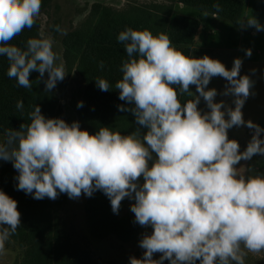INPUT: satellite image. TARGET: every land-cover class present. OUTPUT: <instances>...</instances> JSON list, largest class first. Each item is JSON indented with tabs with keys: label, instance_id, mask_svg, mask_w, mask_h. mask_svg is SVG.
<instances>
[{
	"label": "clouds",
	"instance_id": "obj_1",
	"mask_svg": "<svg viewBox=\"0 0 264 264\" xmlns=\"http://www.w3.org/2000/svg\"><path fill=\"white\" fill-rule=\"evenodd\" d=\"M40 5L41 0H0V56L9 63L7 76L25 88L31 86L30 72L39 73L38 78L47 72V91L66 74L52 38L40 32L24 47L9 43L32 27ZM213 7L219 10L218 4ZM240 24L264 31L254 16ZM116 39L123 43L127 59L121 62L122 77L114 88L119 99L132 105L125 110L146 132L141 135L137 128L122 134L101 126L90 134L77 121L46 118L36 104L28 113L29 123L5 129L0 138V159L11 161L17 170L16 188L36 199H55L59 193L91 196L100 190L114 213L123 198L133 200L135 222L152 231L138 242L142 258L129 257V264H162L165 259L169 264H245L248 252L264 250V174L246 177L236 165L254 154L264 155V128L242 117L253 81L239 75L241 59L234 58L226 68L206 54H185L167 34L147 28L126 27ZM245 55L250 56L251 49ZM216 75L226 79L222 95L231 94L234 107L215 102L217 90L206 88ZM95 83L109 90L106 79ZM178 93L191 99L182 103ZM201 97L208 111L197 107ZM16 108H23L21 100ZM242 124L254 131L239 151L227 130ZM18 225L17 201L0 190V256ZM156 252L161 255L153 259Z\"/></svg>",
	"mask_w": 264,
	"mask_h": 264
},
{
	"label": "rangeland",
	"instance_id": "obj_2",
	"mask_svg": "<svg viewBox=\"0 0 264 264\" xmlns=\"http://www.w3.org/2000/svg\"><path fill=\"white\" fill-rule=\"evenodd\" d=\"M247 1V12L249 11L250 16H254L264 25V0ZM167 6L170 5L166 0H41L40 13L32 25L33 37L43 32L52 38L53 51L58 53L63 61L66 74L62 80L56 82L51 90L45 91L44 79L47 78V72L43 78H38L39 73H36L38 93L52 100L66 122L77 121L82 129L80 107L77 103L81 101L86 88L96 87L95 80L104 78L109 82V91H111L115 89V82L121 78V76L114 75L110 65L103 63V67L99 66L98 53L91 42L97 28L112 19L121 24L129 21L149 22L151 20L149 30L153 34L161 32L159 27L162 26L163 32L165 31L168 35L173 20L181 15H176L173 7L171 15L167 17ZM188 8L187 10L191 11H186L185 15L189 17H196L193 11L200 13L196 9ZM106 13L109 14V18H105ZM214 25L213 34L210 33V36L204 39L206 45L213 46L216 50L197 47L200 44L197 39L196 43L194 40L190 47L194 51L193 56L202 57L206 54L220 60L226 68L232 67L234 58L241 59L239 75L246 74L253 81L250 94L241 109L242 117L245 121L251 120L259 125L264 117V33L259 37L249 39L250 42L245 40L241 55L240 53L236 55L235 52L224 49L225 47L232 48L234 45L236 28L223 19H219ZM56 26H59L61 31H57ZM248 28L255 29L253 26H248ZM197 37L198 34L195 39ZM198 38L203 39L201 35ZM212 41H215V44ZM69 44L72 45L71 49ZM246 49H251L253 54L245 55ZM226 84L225 78L216 75L210 79L206 88L214 87L217 90V95L214 97L215 102L223 100L229 107H234L233 96L231 94L222 95ZM189 88L194 95H198L195 85H190ZM197 107L202 112L208 111L202 97ZM133 124L131 132L137 128L140 129L141 135L146 132V129L136 120ZM253 131L242 124L229 128L227 134L229 139L237 140L238 150L243 151ZM236 167L244 171L246 177L249 174H264V155L254 154L248 160L241 159ZM2 170L0 167V172ZM139 179L142 182V177ZM59 194L64 197V200L60 205L51 200L52 204L50 207H45V213L53 214L57 219L59 229L61 228L63 234L75 248L77 247L82 261L91 264H129V257L142 258L144 249L139 246L138 242L142 234L150 233L152 229L151 226H141L135 222L134 213L130 210V205L134 203L133 200L127 197L122 199L119 217L132 218L138 231L131 240L123 241L113 234L101 237L93 228L85 209L90 196H85L83 192L75 198H69L66 193ZM26 250L27 247L11 235L5 242V253L0 256V264H27ZM160 255L161 253L156 252L152 258L158 259ZM162 264H169V261L165 259ZM245 264H264V250L248 252L245 256Z\"/></svg>",
	"mask_w": 264,
	"mask_h": 264
},
{
	"label": "trees",
	"instance_id": "obj_3",
	"mask_svg": "<svg viewBox=\"0 0 264 264\" xmlns=\"http://www.w3.org/2000/svg\"><path fill=\"white\" fill-rule=\"evenodd\" d=\"M167 17L172 13L176 3L198 9L209 15H216L231 23L234 27L241 29L246 0H166ZM218 4L219 10L213 5ZM105 14V18H109ZM168 19V18H167ZM166 21L168 22V20ZM103 22V21H102ZM101 22V23H102ZM150 22L129 21L119 23L112 19L106 21L105 25L97 28L91 42L95 45L98 59L106 65H110L114 75L121 76L120 65L122 60L127 59L122 42L117 41L118 33L126 27L133 29H149ZM198 19L178 16L173 20L172 28L168 32L170 41L176 48L185 54L193 55L191 46L201 28ZM33 27L24 28L18 35L14 36L9 43L24 47L28 38L33 37ZM159 31L163 32L162 26ZM165 33V31H164ZM70 49L72 45L69 44ZM9 63L4 56H0V136L7 128L18 129L20 124L29 123L28 113L38 104L41 113L46 118H62L55 104L38 93L36 71L29 74L31 86L25 88L17 84L15 78L7 76ZM119 90L102 91L99 87L86 88L81 99L80 115L83 128L90 134L94 133L101 126H108L122 134H128L133 129L135 121L134 114L130 110L132 105L119 99ZM178 98L183 103L188 97L187 93H178ZM21 100L23 108L17 109L16 102ZM118 105L125 106L124 109ZM63 119V118H62ZM0 190H3L10 197L17 201V209L20 212V225L12 236L22 245L27 247L25 261L27 264H91L81 260L80 253L69 239L59 229L58 221L53 214L45 213V207H50L52 202L60 205L64 200L62 195L55 199L44 197L33 198L23 190L16 188L17 170L13 168L11 161L0 159ZM122 200L117 213L111 209L109 198L100 190H96L88 197L86 213L89 221L101 237L116 235L123 241H129L136 236V225L133 219L127 216L119 217Z\"/></svg>",
	"mask_w": 264,
	"mask_h": 264
},
{
	"label": "crops",
	"instance_id": "obj_4",
	"mask_svg": "<svg viewBox=\"0 0 264 264\" xmlns=\"http://www.w3.org/2000/svg\"><path fill=\"white\" fill-rule=\"evenodd\" d=\"M190 8H192V7H190ZM247 8H248V1L246 0L245 10H244V15H243L242 21L250 16V12L249 11L247 12ZM187 9H189L188 6H185L181 3H176L174 5V12L176 15H182V16L189 17V16L185 15V12L191 11V10H187ZM193 9H195V8H193ZM196 10H198V9H196ZM192 13H194L196 17H191V18H197L201 22V28L199 29L198 37H199V35H201L203 37V39H199L198 37L195 39V43H196L197 39L199 40V43H200L197 47H199V48L208 47V48H210V50L211 49L216 50L215 47H213V46L209 47L208 45H206V40L204 38L205 37L207 38L208 36H210V33L213 34V28L215 26L214 24L218 23L219 19H221V18L216 16V15H209V14L201 12V11H200V13H202V14H200V13L198 14L195 11H193ZM262 33H264V31H257L255 29H249L248 26L242 25L241 29L236 28V32H235V36H234L235 42L233 43L234 45L232 46V48L225 47L224 49L229 50V51H233L236 53V55H238V53H240L239 55H241L242 48H243L242 46L244 45L245 40L249 41V39H251V38L259 37V36L263 35ZM212 43L215 44V41H212ZM201 51L205 52L203 50H201ZM251 54H253L252 51H251ZM263 116H264V113H263ZM259 126L261 128H264V117L262 118L261 124H259ZM261 136H264V132L261 133Z\"/></svg>",
	"mask_w": 264,
	"mask_h": 264
}]
</instances>
